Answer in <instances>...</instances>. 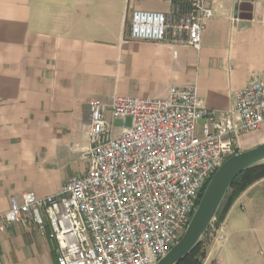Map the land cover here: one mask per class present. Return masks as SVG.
<instances>
[{"label":"crops","instance_id":"0c3cea01","mask_svg":"<svg viewBox=\"0 0 264 264\" xmlns=\"http://www.w3.org/2000/svg\"><path fill=\"white\" fill-rule=\"evenodd\" d=\"M172 7L171 0H0V213L27 193L55 196L87 172L95 100L118 135L116 95L166 99L172 86H194L207 108L229 111L236 91L264 82V0H213L199 51L130 40L134 11ZM263 143L264 124L242 138L241 150ZM258 167L247 177L264 172V163ZM225 226L222 247L203 242L202 264H264V177L236 200ZM56 249L49 228H0V264H58Z\"/></svg>","mask_w":264,"mask_h":264},{"label":"built area","instance_id":"2783aa9c","mask_svg":"<svg viewBox=\"0 0 264 264\" xmlns=\"http://www.w3.org/2000/svg\"><path fill=\"white\" fill-rule=\"evenodd\" d=\"M172 11L136 10L130 40L201 49L213 0H171ZM91 102L87 172L51 197L24 194L0 213V228L28 223L56 242L58 264H157L184 235L215 173L264 124V82L233 95L229 111L209 109L194 86L166 99L116 95ZM130 120V125L127 121ZM216 221V219H215ZM208 233L219 247L225 221Z\"/></svg>","mask_w":264,"mask_h":264},{"label":"water","instance_id":"95a60500","mask_svg":"<svg viewBox=\"0 0 264 264\" xmlns=\"http://www.w3.org/2000/svg\"><path fill=\"white\" fill-rule=\"evenodd\" d=\"M264 163V143L229 158L208 183L179 242L157 264H180L205 240L234 181Z\"/></svg>","mask_w":264,"mask_h":264},{"label":"trees","instance_id":"16d2710c","mask_svg":"<svg viewBox=\"0 0 264 264\" xmlns=\"http://www.w3.org/2000/svg\"><path fill=\"white\" fill-rule=\"evenodd\" d=\"M259 168L254 167L244 174H242L240 177H238L229 191L224 203L222 204L217 216L216 221L214 223V226H218L222 222L226 220V217L233 206V204L236 202V200L240 197V195L246 191L251 185H253L256 181L262 179L264 177V172L258 171L256 173H253L251 177H247V174L251 172L254 169ZM207 238L209 239V236L207 235ZM206 238V239H207ZM205 242V240L203 241ZM201 243L193 252L191 255H189L185 260H183L180 264H202L203 260L206 257L205 247L204 243Z\"/></svg>","mask_w":264,"mask_h":264},{"label":"rangeland","instance_id":"374dc122","mask_svg":"<svg viewBox=\"0 0 264 264\" xmlns=\"http://www.w3.org/2000/svg\"><path fill=\"white\" fill-rule=\"evenodd\" d=\"M129 121H130V120H129ZM129 125H130V123H129ZM249 135H254V134H249ZM206 238H207V237H206ZM206 238H205V241H208L209 239H208V238L206 239Z\"/></svg>","mask_w":264,"mask_h":264}]
</instances>
